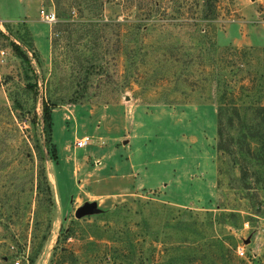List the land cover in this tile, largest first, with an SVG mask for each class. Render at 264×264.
<instances>
[{
    "label": "rangeland",
    "instance_id": "374dc122",
    "mask_svg": "<svg viewBox=\"0 0 264 264\" xmlns=\"http://www.w3.org/2000/svg\"><path fill=\"white\" fill-rule=\"evenodd\" d=\"M224 90L264 105V0H0V264H264Z\"/></svg>",
    "mask_w": 264,
    "mask_h": 264
},
{
    "label": "trees",
    "instance_id": "16d2710c",
    "mask_svg": "<svg viewBox=\"0 0 264 264\" xmlns=\"http://www.w3.org/2000/svg\"><path fill=\"white\" fill-rule=\"evenodd\" d=\"M102 38V37H101ZM234 92L224 90L218 109V136L217 152L222 157L223 153L239 156L238 165L243 179L246 181L252 175L257 184L264 185V105L246 106L233 100ZM230 114L238 119V132L235 136L239 141L237 146L225 145V129L223 116ZM246 118V119H245ZM246 120V122H245ZM231 126H234L232 123ZM235 149V150H233ZM252 168H256L252 171ZM221 173V168L219 170ZM42 179L50 190V184L43 170ZM41 188V183L39 185Z\"/></svg>",
    "mask_w": 264,
    "mask_h": 264
},
{
    "label": "crops",
    "instance_id": "0c3cea01",
    "mask_svg": "<svg viewBox=\"0 0 264 264\" xmlns=\"http://www.w3.org/2000/svg\"><path fill=\"white\" fill-rule=\"evenodd\" d=\"M129 143H130V141H129ZM126 145H128V144H126ZM126 145L123 144V146H126ZM113 146H115V144ZM99 162L103 166V161L100 160ZM142 173H143V176H142L140 182L137 183V185L135 183V185H129V186H125V187L116 186L114 188V191H111L110 194H103V193L102 194L105 196H116V195H123V194L132 193V192L139 191V190H155L151 185L148 184L149 183V177H148L147 171H142Z\"/></svg>",
    "mask_w": 264,
    "mask_h": 264
},
{
    "label": "built area",
    "instance_id": "2783aa9c",
    "mask_svg": "<svg viewBox=\"0 0 264 264\" xmlns=\"http://www.w3.org/2000/svg\"><path fill=\"white\" fill-rule=\"evenodd\" d=\"M42 18L48 22V23H56L58 21L57 15L55 12H47L46 10H42ZM91 142L90 137H84L76 142L77 148H85L87 147ZM15 264H21L20 261H16Z\"/></svg>",
    "mask_w": 264,
    "mask_h": 264
}]
</instances>
